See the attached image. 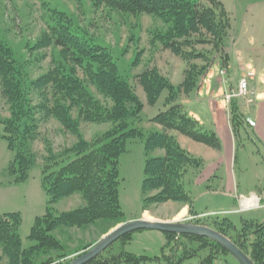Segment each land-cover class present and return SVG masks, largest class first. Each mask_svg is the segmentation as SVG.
I'll return each instance as SVG.
<instances>
[{
	"label": "trees",
	"instance_id": "1",
	"mask_svg": "<svg viewBox=\"0 0 264 264\" xmlns=\"http://www.w3.org/2000/svg\"><path fill=\"white\" fill-rule=\"evenodd\" d=\"M90 1L96 8L104 6L133 15H155L169 23V29L160 37L165 49L187 63L184 80L175 86L156 65L136 76L135 85L143 88L151 105L158 101L164 90L169 92L166 98L168 107L150 119L161 125L163 130L145 134L141 128L133 126L144 108L135 87L120 76L105 47L71 30V20L65 13L59 12L57 24L49 25L36 44L37 48L59 47L64 62L56 63L36 79L29 80L23 66L14 58L12 49L0 39V88L10 105V117L2 121L3 138L13 153L6 170L10 182L21 184L28 181L37 160L36 154L30 150V143L38 139L42 121L55 119L63 129L79 137L73 146L57 157L46 145L48 156L43 160L41 183L48 203L45 214L36 218L31 229L29 239L34 243L32 246L24 248L22 245L20 213L0 214V264H48L52 253L63 249L60 240L51 234L53 230L59 227L83 228L99 221H123L119 159L131 139L144 140L146 160L142 193L146 197L143 210L151 204L168 201L189 205V214L196 219L193 221L195 224L206 225L222 233L254 264H264V222L244 219L238 228L228 217L200 218L195 212L194 199L186 190V179L191 172L190 181L196 183L207 161L182 147L178 140V136L183 135L212 149L222 150L215 131L205 129L188 107L177 100L182 94L199 88L201 77L214 60L211 58L214 52L219 54L225 66L228 65L230 54L226 48L232 27L230 13L219 0ZM206 45L212 50L206 49ZM199 59L203 65L195 62ZM90 86L96 88L102 99L95 97ZM35 94L38 95L37 103L33 98ZM108 101L112 104L108 105ZM237 102L238 99L233 100L230 113L235 139L243 125L251 126ZM82 122L113 125L87 141L80 137ZM156 149H163L164 155L151 156ZM151 191L156 193L148 196ZM76 193L82 195L86 205L57 213V202ZM133 233L117 240L121 247L117 253H108L112 249L110 245L86 264H145L148 261L183 264L197 256L201 249L207 250L208 254L201 258L200 264H213L216 259L229 254L222 245L206 237L164 233L166 242L159 256L136 255L124 250ZM186 240L198 243L199 247L186 245ZM42 256L48 258L44 263L37 259Z\"/></svg>",
	"mask_w": 264,
	"mask_h": 264
},
{
	"label": "rangeland",
	"instance_id": "2",
	"mask_svg": "<svg viewBox=\"0 0 264 264\" xmlns=\"http://www.w3.org/2000/svg\"><path fill=\"white\" fill-rule=\"evenodd\" d=\"M219 1L232 18L226 48L230 54V61L225 66L219 54L214 52L211 56L214 60L201 77L199 88L189 94H182L177 101L184 103L205 129L215 131L222 143V150L212 149L183 135H179L178 140L182 147L204 157L208 162L196 183L190 181L191 172L188 173V181L186 179V190L194 199L195 212L200 218L228 217L239 228L244 219L264 222V144L252 128L244 125L235 139L229 121L231 101L228 106L225 98L227 94L238 91L239 82L243 77L249 78V94L245 96L246 100L254 90L259 96L264 95V0ZM59 12L69 17L74 33L105 47L116 63L120 76L135 87L144 108L133 126L141 128L145 134L150 131H162V126L150 119L168 107L166 104L168 90H164L158 101L151 105L143 88L135 85V78L149 66L156 65L175 86L184 80L187 63L165 49L160 37L169 29L170 24L155 15H133L104 6L96 8L90 0H0V39L12 49L14 58L23 66L29 80L45 74L56 63L64 62L59 47L55 45L48 48L36 47L38 38L47 27L57 24ZM206 46H208L206 49L212 50V47ZM195 62L203 65L200 59ZM250 72H254V75L252 76ZM89 89L95 97L102 99L94 86H90ZM33 98L37 103L38 95L35 94ZM243 101L239 100V108L244 106ZM111 104L108 101V105ZM9 117L10 105L2 96L0 88V214L20 213L19 234L23 247L28 248L34 244L29 239L31 229L36 218L45 214L48 203L46 191L41 183L42 165L48 156L46 145L50 146L51 154L57 157L66 148L73 146L79 137L63 129L55 119L42 121L38 139L30 143V150L36 154L37 160L30 171L29 179L25 183L12 184L6 170L13 159V153L3 138L2 123ZM112 125L82 122L80 137L91 141L95 135L105 132ZM150 155L162 156L164 150L156 149ZM212 155L219 160L216 158L213 160ZM145 160L144 140H129L126 152L119 159V195L125 214L124 220L118 223L99 221L96 225L83 228L59 227L53 230L51 234L60 240L63 249L54 251L48 264H65L74 260L114 228L138 219H146L139 217L147 211L154 217L164 219L165 222L195 224L193 221L196 219L189 214V205L175 201L151 204L148 209H142L146 197L142 193ZM214 167L216 168L213 169ZM229 172L233 175L234 189L229 185ZM155 193L156 191H151L147 195ZM245 198H252L253 201L247 205L244 202ZM258 198L262 200L260 206ZM85 205L86 201L82 195L76 193L60 199L55 209L60 213ZM185 206L188 207V213L180 216L181 212H184L182 207ZM165 242V234L161 231L151 229L134 231L131 241L124 246V250L136 255L154 257L161 254ZM185 244L199 247L198 243L188 240ZM111 247L109 254L121 250L118 241L111 244ZM207 254V250L201 249L197 256L185 260L183 264H200L201 258ZM37 259L44 263L48 258L42 256ZM145 264L161 263L148 261ZM213 264L240 263L229 253L216 259Z\"/></svg>",
	"mask_w": 264,
	"mask_h": 264
},
{
	"label": "water",
	"instance_id": "3",
	"mask_svg": "<svg viewBox=\"0 0 264 264\" xmlns=\"http://www.w3.org/2000/svg\"><path fill=\"white\" fill-rule=\"evenodd\" d=\"M145 229L158 230L163 233H174L178 235L189 234L206 237L222 245L233 257L238 260L240 264H254L252 259L236 244H234V242L212 228L192 223L165 222L146 219H138L114 228L108 234L103 236L99 242L93 245L85 253L72 260L69 264H86L96 258L122 236L137 230Z\"/></svg>",
	"mask_w": 264,
	"mask_h": 264
},
{
	"label": "crops",
	"instance_id": "4",
	"mask_svg": "<svg viewBox=\"0 0 264 264\" xmlns=\"http://www.w3.org/2000/svg\"><path fill=\"white\" fill-rule=\"evenodd\" d=\"M238 82H239V79H238ZM235 99H238V102H237L238 105H239V100L240 99L242 101L244 100L243 101L244 106L241 107L240 110H241V112L244 114V116L247 119L252 120L254 122V125L253 126H250V128L253 129L255 135H257V137L259 138V140H261V142L264 144V95L259 96L255 92V90H254L251 93L250 97H248L247 100H246V98H235ZM232 102H231V106H232ZM229 119H230V113H229ZM230 127H231V124H230ZM231 133H232V130H231ZM232 137H233V134H232ZM180 141H181V139H180ZM184 141L185 140H183V142ZM231 141H232V138H231ZM231 144H232V142H231ZM212 158L214 160L216 158V156H213L212 155ZM216 159L219 160V158H216ZM230 163L231 162H229V164ZM214 166H216V165H214ZM215 168L216 167H214L213 169H215ZM228 170H229V167H228ZM230 171H231V169H230ZM225 172L227 173V168H226V171ZM228 177H229V185H230V188L234 189V185L235 184H234V179H233V175L231 174V172L228 173ZM182 211H184L185 213H188V207L187 206L182 207ZM149 212L147 211L145 213H142V215L139 218L144 217L147 220H157V221L158 220H160V221H163L164 220L162 218L154 217V216L150 215ZM147 213H148V215H146ZM156 218H158V219H156Z\"/></svg>",
	"mask_w": 264,
	"mask_h": 264
},
{
	"label": "built area",
	"instance_id": "5",
	"mask_svg": "<svg viewBox=\"0 0 264 264\" xmlns=\"http://www.w3.org/2000/svg\"><path fill=\"white\" fill-rule=\"evenodd\" d=\"M251 75L253 76L254 75V72L251 73ZM248 81H249V78L243 77L242 80H240V82H239L238 91L231 92L230 94H227L226 95V98H225V102L226 103H230V101L233 98H235V97H245V96H247L249 94V87H248V84L249 83H248ZM252 198L255 199L254 197H252ZM252 198H245L244 202L252 201L253 200Z\"/></svg>",
	"mask_w": 264,
	"mask_h": 264
},
{
	"label": "bare ground",
	"instance_id": "6",
	"mask_svg": "<svg viewBox=\"0 0 264 264\" xmlns=\"http://www.w3.org/2000/svg\"><path fill=\"white\" fill-rule=\"evenodd\" d=\"M245 203L248 205L249 203H251V201H248V202H245ZM183 214H185V212H181L180 216L183 215Z\"/></svg>",
	"mask_w": 264,
	"mask_h": 264
}]
</instances>
